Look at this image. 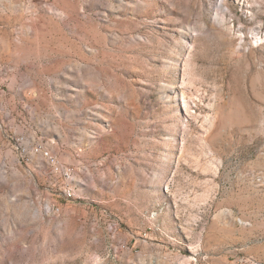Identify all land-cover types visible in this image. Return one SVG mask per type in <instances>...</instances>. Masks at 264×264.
I'll list each match as a JSON object with an SVG mask.
<instances>
[{"label":"rangeland","instance_id":"rangeland-1","mask_svg":"<svg viewBox=\"0 0 264 264\" xmlns=\"http://www.w3.org/2000/svg\"><path fill=\"white\" fill-rule=\"evenodd\" d=\"M0 264H264V0H0Z\"/></svg>","mask_w":264,"mask_h":264},{"label":"bare ground","instance_id":"bare-ground-1","mask_svg":"<svg viewBox=\"0 0 264 264\" xmlns=\"http://www.w3.org/2000/svg\"><path fill=\"white\" fill-rule=\"evenodd\" d=\"M258 40V39H257Z\"/></svg>","mask_w":264,"mask_h":264}]
</instances>
